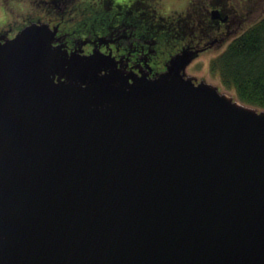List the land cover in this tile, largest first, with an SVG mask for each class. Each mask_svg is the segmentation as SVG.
I'll return each instance as SVG.
<instances>
[{
    "label": "water",
    "instance_id": "obj_1",
    "mask_svg": "<svg viewBox=\"0 0 264 264\" xmlns=\"http://www.w3.org/2000/svg\"><path fill=\"white\" fill-rule=\"evenodd\" d=\"M56 30L0 37V264H264V108Z\"/></svg>",
    "mask_w": 264,
    "mask_h": 264
},
{
    "label": "flooded vegetation",
    "instance_id": "obj_2",
    "mask_svg": "<svg viewBox=\"0 0 264 264\" xmlns=\"http://www.w3.org/2000/svg\"><path fill=\"white\" fill-rule=\"evenodd\" d=\"M139 1L141 0H137ZM52 2L56 5L60 19L64 12L73 10L69 0ZM224 2L225 0L196 1L191 11L178 17L176 21H159L162 27L165 24L170 26L171 31H159L148 38L145 31L147 21L141 6L140 12L132 19L130 0H104L102 6L91 12L83 13L80 10L75 26L60 27L56 30V35L59 36L58 42L66 50L75 49L80 53H88L95 49L110 56L125 72L145 71L152 74L163 67V61L171 53L182 47L196 53L220 43L224 35L217 31L218 21L225 23L229 16ZM212 7L223 18L212 17ZM4 36H7L5 31H0V37Z\"/></svg>",
    "mask_w": 264,
    "mask_h": 264
},
{
    "label": "rangeland",
    "instance_id": "obj_3",
    "mask_svg": "<svg viewBox=\"0 0 264 264\" xmlns=\"http://www.w3.org/2000/svg\"><path fill=\"white\" fill-rule=\"evenodd\" d=\"M55 1L58 2L59 0ZM103 1L69 0L68 3L70 6H73V10L71 12H64L60 19L59 12L55 7L56 5H53L52 0H0V11L5 16L4 22L0 23V31H5L7 36H11L23 23L35 19L46 20L50 25L56 23L57 29L60 27L71 28L75 26V20L79 19L80 10L83 13L91 12L102 6ZM196 1L199 0H141L139 2L137 0H130L131 18L135 19L140 10L144 9L142 10V14L146 17L147 22L176 21L178 17L191 11ZM224 3L229 16L225 23L218 21L219 28L217 30L219 33H223V39L218 44L208 46L199 52L193 53V56L185 64L184 71L196 79L203 78L207 82L216 85L218 90L238 99L234 90L223 85L218 75L209 69L208 61L211 56L218 53L224 47L229 39L264 13V0H225ZM209 4L212 5V3ZM139 6H141V9ZM213 20L217 21L215 18ZM249 105L257 109L261 108L257 105Z\"/></svg>",
    "mask_w": 264,
    "mask_h": 264
},
{
    "label": "trees",
    "instance_id": "obj_4",
    "mask_svg": "<svg viewBox=\"0 0 264 264\" xmlns=\"http://www.w3.org/2000/svg\"><path fill=\"white\" fill-rule=\"evenodd\" d=\"M145 31L149 38L171 28L167 24L162 27L159 21L157 24L148 21ZM208 66L223 85L234 90L239 100L264 108V13L211 56Z\"/></svg>",
    "mask_w": 264,
    "mask_h": 264
},
{
    "label": "clouds",
    "instance_id": "obj_5",
    "mask_svg": "<svg viewBox=\"0 0 264 264\" xmlns=\"http://www.w3.org/2000/svg\"><path fill=\"white\" fill-rule=\"evenodd\" d=\"M5 20V16L2 11H0V23H3Z\"/></svg>",
    "mask_w": 264,
    "mask_h": 264
}]
</instances>
